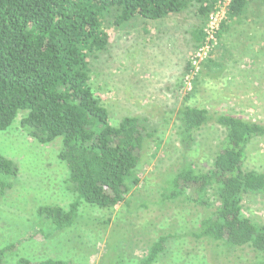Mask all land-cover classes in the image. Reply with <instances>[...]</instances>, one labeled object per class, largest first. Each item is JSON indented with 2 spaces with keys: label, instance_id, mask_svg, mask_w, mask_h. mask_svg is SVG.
Masks as SVG:
<instances>
[{
  "label": "rangeland",
  "instance_id": "rangeland-1",
  "mask_svg": "<svg viewBox=\"0 0 264 264\" xmlns=\"http://www.w3.org/2000/svg\"><path fill=\"white\" fill-rule=\"evenodd\" d=\"M226 5L222 3L210 18L207 41L199 48L190 36L198 19L190 12L162 21L136 19L122 26L115 22L118 10L106 13L103 26L111 43L91 58V84L109 109L112 124L125 116H146L158 130L135 171L139 182L123 204L101 209L82 202L73 226L62 231L45 226L41 232L36 216L41 205L58 204L69 210L76 199L59 158L61 141L39 143L23 123L24 110L0 131V154L19 168L14 187L0 197V247L17 246L9 264H16L18 254L68 264H137L160 236L169 240L157 264L254 261L256 253L250 248L228 249L195 238L200 210L162 199L166 180L180 170L184 157L191 156L177 120L183 103L264 124V0H252L240 21H230L221 30ZM209 60L221 66L210 70L203 65ZM223 139L224 129L213 122L196 132V152L191 150L200 168L212 165ZM244 168L264 173V137L251 142ZM244 212L264 222V193L247 196Z\"/></svg>",
  "mask_w": 264,
  "mask_h": 264
},
{
  "label": "trees",
  "instance_id": "trees-1",
  "mask_svg": "<svg viewBox=\"0 0 264 264\" xmlns=\"http://www.w3.org/2000/svg\"><path fill=\"white\" fill-rule=\"evenodd\" d=\"M251 1L230 0L221 30L230 21H240ZM225 2L0 0V131L7 130L21 110L27 111L23 123L39 143L61 141L59 158L76 195L69 210L58 204L37 209L41 232L45 226L54 231L73 226L82 202L101 209L123 204L139 182L135 171L150 140L157 138L158 130L146 116H125L112 124L109 109L91 84V58L111 43L103 26L106 13L118 10L115 22L122 26L136 19L162 21L190 12L198 19L190 36L199 48L208 38L207 23ZM203 65L210 70L221 66L213 60ZM177 120L191 156L184 157L180 170L166 180L162 199L200 210L195 238L210 239L228 249L250 248L256 253L251 264H264V222L244 212L247 196L264 193V173L244 168L251 142L264 137V124L188 103L178 109ZM211 122L224 129V139L212 165L203 169L192 158V150L196 152V132ZM18 173L16 162L0 154V197L12 190ZM168 240L160 236L137 264H157ZM16 248L14 243L0 247V264H9ZM16 264L68 263L54 258L34 261L18 254Z\"/></svg>",
  "mask_w": 264,
  "mask_h": 264
},
{
  "label": "built area",
  "instance_id": "built-area-1",
  "mask_svg": "<svg viewBox=\"0 0 264 264\" xmlns=\"http://www.w3.org/2000/svg\"><path fill=\"white\" fill-rule=\"evenodd\" d=\"M230 0H226V3H228Z\"/></svg>",
  "mask_w": 264,
  "mask_h": 264
}]
</instances>
